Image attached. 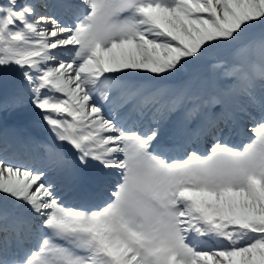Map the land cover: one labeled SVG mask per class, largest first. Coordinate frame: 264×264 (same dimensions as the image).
Returning a JSON list of instances; mask_svg holds the SVG:
<instances>
[{
    "label": "snow or ice",
    "instance_id": "6c2138e0",
    "mask_svg": "<svg viewBox=\"0 0 264 264\" xmlns=\"http://www.w3.org/2000/svg\"><path fill=\"white\" fill-rule=\"evenodd\" d=\"M25 103L51 139L0 127V264H264V0H0Z\"/></svg>",
    "mask_w": 264,
    "mask_h": 264
}]
</instances>
